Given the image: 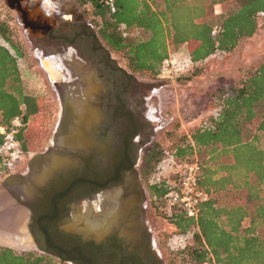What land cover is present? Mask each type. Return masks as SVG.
Listing matches in <instances>:
<instances>
[{"label": "flooded vegetation", "instance_id": "flooded-vegetation-1", "mask_svg": "<svg viewBox=\"0 0 264 264\" xmlns=\"http://www.w3.org/2000/svg\"><path fill=\"white\" fill-rule=\"evenodd\" d=\"M2 1L15 11L57 117L30 155L42 157L18 169L24 151L4 174L18 178L4 183L15 204L0 211L21 208L25 221L13 235L0 226V246L22 241L66 264H163L142 170L162 127L151 103L157 88L115 58L76 0ZM62 186L67 192L51 196Z\"/></svg>", "mask_w": 264, "mask_h": 264}, {"label": "trees", "instance_id": "trees-1", "mask_svg": "<svg viewBox=\"0 0 264 264\" xmlns=\"http://www.w3.org/2000/svg\"><path fill=\"white\" fill-rule=\"evenodd\" d=\"M76 1L90 6L98 36L138 74H158L170 42L188 44L192 63L229 53L255 34L264 14V0H114V12L104 0ZM216 4L222 8L212 14ZM133 28L147 37H130ZM23 57L11 28L0 19V121L7 125L21 116L16 136L28 151L44 130L48 110L42 96L25 89L19 67ZM213 97L215 113L190 135H180L171 152L179 160L199 162V185L209 194L196 216L177 205L169 209L168 221L178 233L192 235L173 254L185 257V264H264V61L237 82L217 88ZM161 157L157 145L145 154L144 178ZM6 171L0 165V175ZM177 184L178 175L173 182L148 184L150 197L165 199ZM246 218L248 226L242 228ZM53 262L42 253L0 246V264Z\"/></svg>", "mask_w": 264, "mask_h": 264}, {"label": "rangeland", "instance_id": "rangeland-1", "mask_svg": "<svg viewBox=\"0 0 264 264\" xmlns=\"http://www.w3.org/2000/svg\"><path fill=\"white\" fill-rule=\"evenodd\" d=\"M80 6V9L84 11L85 18L96 28L90 6ZM221 8V5L216 4L210 12L213 14L217 10V13H219ZM0 19L6 21L9 25L13 38L24 52V57L20 61L19 67L21 68L26 91L42 96L43 100L48 103V111L43 121L44 130H42V134L37 138L34 147L25 153L26 155L21 160L18 168L20 169L24 166L27 159L30 158V155L40 150L49 140L57 117V107L55 102L51 100L48 88L44 86L45 80L43 79V74L37 66L33 53L29 51L23 28L16 19L15 11L10 9L2 0H0ZM129 36L146 38L147 33L141 29L133 28L129 31ZM188 47L189 45L186 43L173 44L170 42L166 58L169 60V63L165 64L162 62L158 74H140L143 79L150 81L157 88V91L153 94L151 103L155 109V115L162 121V127L157 131L153 143L154 146L157 145L160 149L162 157L152 172L144 178L148 184L162 180L174 181L175 175H177L178 163L183 161L171 155L176 143L179 141V136L183 134L190 135L192 130L200 126L210 115L215 113L216 104L213 95L217 88L237 82L245 73L253 71L264 61V14L259 16L258 28L255 34L242 40L229 53H214L201 62L192 63ZM112 52L115 58L129 69L122 54L115 51ZM11 161L15 163L16 160L11 159ZM4 174L0 175V209L2 208L1 205H4L6 202L15 204L4 187V179L9 174L5 176ZM10 183H6V185L10 187ZM149 201L151 205L150 221L153 228L152 234L157 243V248L161 252L163 264H185L186 258L174 255L173 252L192 241L191 233L189 232L184 235L178 233L174 225L168 221L170 210L165 203V199L149 197ZM16 209L18 207L12 206L11 208L8 206L7 209L0 211V226L9 230L4 231L3 234H13L16 232L15 230L21 232L24 224L23 226L16 225L18 223L15 216ZM12 211H14V214L11 213ZM248 223V219H244L242 228L248 226ZM15 225L16 227L14 228ZM17 226L21 228L19 229ZM2 242L4 245L5 243L9 244L6 241ZM14 249L18 251L31 250L40 253L37 250H32L22 245L14 246ZM52 259L54 264H66L56 258L52 257Z\"/></svg>", "mask_w": 264, "mask_h": 264}, {"label": "built area", "instance_id": "built-area-1", "mask_svg": "<svg viewBox=\"0 0 264 264\" xmlns=\"http://www.w3.org/2000/svg\"><path fill=\"white\" fill-rule=\"evenodd\" d=\"M111 12L116 10L114 0H104ZM215 10V14H217ZM122 32L126 34L124 24L120 25ZM218 26L212 27L211 34L217 33ZM165 64L169 63L164 59ZM21 116H15L9 124L5 125L0 121V165L9 172L13 164L11 159L17 160L22 154L23 149L17 139V133L22 126ZM200 165L196 159L182 161L178 163L176 174L178 184L171 189L165 196V203L170 209L177 205L186 212L188 216H196L199 206L209 199V194L199 185Z\"/></svg>", "mask_w": 264, "mask_h": 264}, {"label": "water", "instance_id": "water-1", "mask_svg": "<svg viewBox=\"0 0 264 264\" xmlns=\"http://www.w3.org/2000/svg\"><path fill=\"white\" fill-rule=\"evenodd\" d=\"M42 157V153H39V154H36L34 155L33 157H31L29 159V163L28 165L29 166H32L33 164H35L40 158ZM18 178V175L17 174H9L5 177L4 179V183H9L10 181L14 180V179H17ZM68 190V187H65V186H62L61 188L59 189H56L55 191L52 192L51 196L53 197H61L65 192H67ZM34 221H36V218L35 217H32ZM38 221H41V220H47L48 222L52 221L53 220V216L52 215H48V216H44V217H39L37 218ZM44 232H47V231H44ZM31 236L34 237V231H31ZM7 242V241H6ZM9 244L5 243L6 246L8 247H11V248H14V246H19V245H22V241H19V245L17 244H14L13 241H9L8 242ZM42 250V249H41Z\"/></svg>", "mask_w": 264, "mask_h": 264}, {"label": "bare ground", "instance_id": "bare-ground-1", "mask_svg": "<svg viewBox=\"0 0 264 264\" xmlns=\"http://www.w3.org/2000/svg\"><path fill=\"white\" fill-rule=\"evenodd\" d=\"M24 192H25V190H23ZM15 210V209H14ZM14 211H12L11 213H13ZM10 213V214H11ZM14 214V213H13ZM7 215V214H6ZM15 216H16V219H17V221H18V223H16V225H18V226H23V224H24V221H25V212H24V210H22L21 208L19 209H16V211H15ZM13 218H15V217H13ZM15 219V220H16ZM16 222V221H15ZM16 225L14 226V228L16 227ZM17 226V227H18ZM19 228V227H18ZM17 228V229H18ZM21 228V227H20ZM19 228V229H20ZM23 229V228H22ZM7 235H13V234H7Z\"/></svg>", "mask_w": 264, "mask_h": 264}, {"label": "crops", "instance_id": "crops-1", "mask_svg": "<svg viewBox=\"0 0 264 264\" xmlns=\"http://www.w3.org/2000/svg\"><path fill=\"white\" fill-rule=\"evenodd\" d=\"M9 231V230H8Z\"/></svg>", "mask_w": 264, "mask_h": 264}]
</instances>
